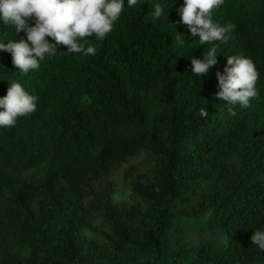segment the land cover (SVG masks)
Segmentation results:
<instances>
[{"label":"trees","instance_id":"1","mask_svg":"<svg viewBox=\"0 0 264 264\" xmlns=\"http://www.w3.org/2000/svg\"><path fill=\"white\" fill-rule=\"evenodd\" d=\"M182 3L138 0L86 38L95 55L60 45L27 74L0 51V96L17 81L38 98L0 127V264H264L251 241L264 229V0L212 11L234 28L203 78L188 58L209 45L177 23ZM21 38L0 23V41ZM227 55L259 73L248 108L215 99Z\"/></svg>","mask_w":264,"mask_h":264},{"label":"clouds","instance_id":"2","mask_svg":"<svg viewBox=\"0 0 264 264\" xmlns=\"http://www.w3.org/2000/svg\"><path fill=\"white\" fill-rule=\"evenodd\" d=\"M138 0H0V23L11 25L15 33L23 31L26 38L0 41V51L11 54L12 64L22 74L37 70L46 57H52L60 45L65 52L95 55V47L86 38L95 36L98 40L112 31L125 6L132 7ZM175 3V0H174ZM224 0H183L178 8L177 23L184 25L190 34L198 36L199 44H208L202 58L192 56L191 73L197 78L210 74L217 65L218 48L228 40L232 24L220 25L212 18V11ZM152 18L161 17L164 9L161 3L152 5ZM51 38V40L47 39ZM183 35L176 37V44L184 46ZM218 42V43H217ZM217 89L215 99L226 104L250 106V98L257 96L256 82L259 73L254 62L242 55H227L223 71L215 73ZM6 94L0 96V127L12 128L18 117H26L37 110V97L30 94L21 83H8ZM230 115H235L232 108ZM252 243L264 251V229H256L251 236Z\"/></svg>","mask_w":264,"mask_h":264},{"label":"rangeland","instance_id":"3","mask_svg":"<svg viewBox=\"0 0 264 264\" xmlns=\"http://www.w3.org/2000/svg\"><path fill=\"white\" fill-rule=\"evenodd\" d=\"M113 184L115 190L113 192V197L118 201L128 200L130 190L128 187V181L123 177V170L119 171L113 177Z\"/></svg>","mask_w":264,"mask_h":264}]
</instances>
